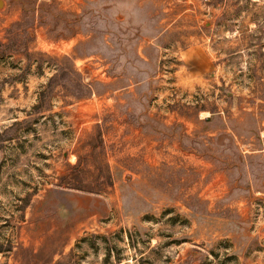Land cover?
Instances as JSON below:
<instances>
[{
	"label": "rangeland",
	"instance_id": "rangeland-1",
	"mask_svg": "<svg viewBox=\"0 0 264 264\" xmlns=\"http://www.w3.org/2000/svg\"><path fill=\"white\" fill-rule=\"evenodd\" d=\"M0 264H264V0H0Z\"/></svg>",
	"mask_w": 264,
	"mask_h": 264
},
{
	"label": "trees",
	"instance_id": "trees-1",
	"mask_svg": "<svg viewBox=\"0 0 264 264\" xmlns=\"http://www.w3.org/2000/svg\"><path fill=\"white\" fill-rule=\"evenodd\" d=\"M25 31H26V29H25ZM4 54V53H3ZM49 91H51V90H49ZM48 93H50V92H48L47 90H46V92H44V93H42L40 96H41V98H40V100H44L45 98H46V96L48 95ZM72 97V99H74V100H80V99H83V98H85V97H87V94L86 95H79V96H77V95H72L71 96ZM62 184H64V183H62ZM61 185V184H60ZM67 185V184H66ZM68 186H69V184H68ZM70 187V186H69ZM70 188H72V189H79V188H77L76 186H74V187H70ZM88 191H91V190H88Z\"/></svg>",
	"mask_w": 264,
	"mask_h": 264
}]
</instances>
